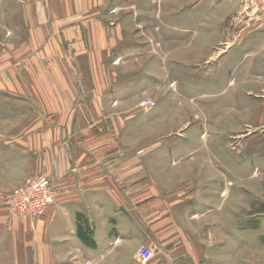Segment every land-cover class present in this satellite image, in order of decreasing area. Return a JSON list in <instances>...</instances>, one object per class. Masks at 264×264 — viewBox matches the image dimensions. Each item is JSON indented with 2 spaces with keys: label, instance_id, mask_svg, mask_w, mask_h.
Here are the masks:
<instances>
[{
  "label": "rangeland",
  "instance_id": "1",
  "mask_svg": "<svg viewBox=\"0 0 264 264\" xmlns=\"http://www.w3.org/2000/svg\"><path fill=\"white\" fill-rule=\"evenodd\" d=\"M49 1L53 30L0 29V135L8 137L0 150L40 147L38 156L7 159L12 165L0 169V210L36 220L11 205L50 179L48 142L112 135L116 157L126 150L134 157L136 205L159 196L168 206L156 213L159 223L146 216L152 240L134 244L132 264H264V0H66L63 9L62 0ZM19 4L0 0L6 26L23 18ZM67 7L69 36L58 24ZM87 25L94 26L89 33ZM197 30L213 35L207 53L201 45L192 53ZM78 40L86 47L72 45ZM95 62L115 74L103 73L102 89L93 78H76ZM117 83L126 90L117 87L111 103L125 109L103 126L96 90ZM15 105L18 112L10 110ZM61 118L68 119L63 127ZM143 245L152 251L147 261L137 257Z\"/></svg>",
  "mask_w": 264,
  "mask_h": 264
},
{
  "label": "crops",
  "instance_id": "2",
  "mask_svg": "<svg viewBox=\"0 0 264 264\" xmlns=\"http://www.w3.org/2000/svg\"><path fill=\"white\" fill-rule=\"evenodd\" d=\"M18 1L22 14L27 17V20L24 16L19 22L15 18L13 26H6V15L0 13V29L4 27L15 32L20 29L33 32L35 25L42 30L54 29L55 25L52 24L56 22L50 18L53 14L50 9L53 8H50L49 0ZM60 3L62 9L67 5L70 6V2L67 4L66 0ZM194 8L198 9L197 6ZM62 14L64 16L58 17V24L62 23L64 34L69 36L68 32L72 25L70 8L67 7ZM86 20L85 16L76 19L73 28L79 30L80 27L76 22L81 25ZM94 26L89 25L88 29L87 25L88 33L94 29ZM195 33L196 38L192 40V53L200 45L205 49L203 51L205 53L208 52V47L215 46L213 35L204 36L199 33V30ZM254 33L256 34H253L254 39L260 36L257 32ZM79 34L81 39L86 36L80 31ZM240 39V46L246 45V37ZM81 42L82 40H78L72 45L86 47L87 44ZM230 55L231 49H227L222 54V59L226 58L228 61ZM97 63L92 65L90 72H78L76 78L79 80L93 78L95 86L102 89L100 80L103 73L107 75L105 79L114 78L115 74L103 68V65L99 69ZM67 77L64 73V78ZM117 84L118 86L112 84L103 91L96 90L100 93L101 102L100 108L96 111L100 121L98 123L103 126L109 124V121L117 122L120 116L119 107L125 109L123 104L117 106L111 103L110 95L117 91V87L120 92L126 90V87L122 86L123 83ZM66 91L70 95L79 94L78 91L69 87ZM119 91L116 93L120 94ZM48 109L51 110L52 107L48 106ZM10 110L18 112L20 105H15ZM46 120L51 123L50 119ZM67 122L68 119L61 118L59 125L63 127ZM89 123L92 124L91 121ZM75 125L82 126L84 123L78 122ZM68 138L70 139L68 144L71 143L68 151L66 150L68 144L61 141V136L47 144V175L52 180L56 192L54 204L36 220L12 216L6 210H0V264H82L84 260H90V264H132L130 261L134 259V244L151 243L152 230H149L144 221H149L146 216H151L155 219V223H159L156 213L160 215L159 208H163L162 212L166 214L168 206L163 203L167 201L158 199V196L153 199H141L142 203L139 206L136 205L135 160L131 156L132 152L130 158L128 150L121 159L116 157L115 154H118V151L113 143L115 140L112 135L92 134L80 140H75L73 135H70ZM116 138L121 137L116 136ZM7 139V136L0 135V143ZM109 141L110 145H104ZM31 149L34 151L31 153L38 156L40 147L32 143ZM31 153L22 149L20 151L0 150V158L4 159L0 161V169L12 165L13 161H7V159L24 158L27 157L26 154L32 155ZM15 185L16 181L11 186ZM1 190L4 191L0 188V193ZM116 239L117 242H115ZM146 264L168 263L166 260H152Z\"/></svg>",
  "mask_w": 264,
  "mask_h": 264
},
{
  "label": "built area",
  "instance_id": "3",
  "mask_svg": "<svg viewBox=\"0 0 264 264\" xmlns=\"http://www.w3.org/2000/svg\"><path fill=\"white\" fill-rule=\"evenodd\" d=\"M254 0H246V6L253 3ZM49 178H41L33 184L35 193H30L22 201H16L11 205L13 212L23 214L31 217H38L42 215L45 210L55 202L56 193L51 186ZM32 187V184L28 188ZM36 206V208H34ZM152 251L147 245L141 246L137 250V257L141 261H147L151 258Z\"/></svg>",
  "mask_w": 264,
  "mask_h": 264
}]
</instances>
